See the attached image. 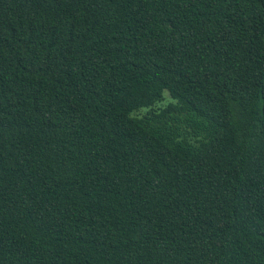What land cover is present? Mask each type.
<instances>
[{"label": "trees", "instance_id": "trees-1", "mask_svg": "<svg viewBox=\"0 0 264 264\" xmlns=\"http://www.w3.org/2000/svg\"><path fill=\"white\" fill-rule=\"evenodd\" d=\"M0 264H264V0H0Z\"/></svg>", "mask_w": 264, "mask_h": 264}, {"label": "rangeland", "instance_id": "rangeland-1", "mask_svg": "<svg viewBox=\"0 0 264 264\" xmlns=\"http://www.w3.org/2000/svg\"><path fill=\"white\" fill-rule=\"evenodd\" d=\"M166 96H168V95L166 94Z\"/></svg>", "mask_w": 264, "mask_h": 264}]
</instances>
